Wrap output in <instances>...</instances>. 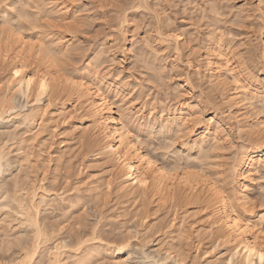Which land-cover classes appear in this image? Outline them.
I'll return each mask as SVG.
<instances>
[{
  "label": "rangeland",
  "instance_id": "rangeland-1",
  "mask_svg": "<svg viewBox=\"0 0 264 264\" xmlns=\"http://www.w3.org/2000/svg\"><path fill=\"white\" fill-rule=\"evenodd\" d=\"M39 1L3 0L0 3L1 34L7 24L3 20L8 18L13 25L22 23L25 27L21 31L33 43L50 42L56 48H63L61 50L75 48L76 60H80L73 63H78V66L74 64L78 69L90 59L95 62L100 55L96 61L104 63L101 69L109 77L115 74L117 77L119 73L117 80L125 83L122 92L115 96V100L119 99L117 105L125 106L121 109L125 110V118L149 125V128L145 125L148 136L144 132L141 136L149 150L169 164L191 166L194 163L190 169L196 171H200L203 164L202 168L212 173L210 176L216 174L214 170H223L228 174L229 193L237 197L236 180L230 167L240 147L255 138L237 129L236 107L223 99L219 89L205 82L201 61L207 57L205 53L211 45L219 47L224 58L248 61L242 57L244 52L243 56H252L253 60L249 61L255 66L254 79L261 78L264 0H145L141 6L135 5L138 0ZM170 32L180 34L184 42L180 41L182 43L175 47L173 39L166 36ZM248 48L255 50L249 49L250 53ZM32 64H27L28 69H32ZM178 75L189 76V84L178 81ZM9 78V68L4 66L0 69V150L5 154L0 166V264L6 261L15 264L23 246L32 241V228L25 223V216H21L16 198L24 199V191L30 190L31 184L40 178L44 179L42 183L50 193L58 194L54 197L56 201H51L48 208L42 205L40 212V220L52 233H48L46 243L50 246L59 241L64 248L66 246V254H63L64 257L69 255L65 257L66 264H124L129 257L135 264H228L230 247L211 234L209 219L204 214L206 210H201L197 204L175 207L173 200H165L168 205L165 206L164 199L152 202L147 196L141 195L142 199L125 195L116 186L111 168H101L97 163H90V177L82 165L90 154L82 128L85 120L79 119L78 111L71 112L65 121L73 120L81 125L80 129L67 130L65 147L60 143L63 135L58 133L59 126L72 108L67 96L64 93L58 98L49 93L37 96L33 91L25 96L9 90ZM189 95L193 116L201 120L197 126L207 120L211 126L218 125V141L206 138L203 143L201 140L197 143L198 130L190 135L184 126L180 129L181 126L173 123L167 128L162 124L167 119L160 117L161 109L175 107L177 101ZM258 98L257 95L247 107L252 117L264 126V99ZM64 103L66 108L62 110ZM9 106L14 109L7 110ZM57 109L62 113L59 111L61 114L54 119L52 115ZM33 114L37 116L32 121ZM51 151H55L52 158ZM91 179L97 188L88 186ZM245 192L247 202L242 210L249 209L246 213L257 225L254 228L264 227L260 221L264 215L261 208L264 205V166L255 173V179ZM205 227L208 230H204ZM120 242L128 245L122 253L117 251ZM172 246L174 249L170 248ZM176 252L179 259H184L179 260ZM41 259L40 264L46 261L44 252ZM234 261L233 264H238Z\"/></svg>",
  "mask_w": 264,
  "mask_h": 264
},
{
  "label": "bare ground",
  "instance_id": "bare-ground-1",
  "mask_svg": "<svg viewBox=\"0 0 264 264\" xmlns=\"http://www.w3.org/2000/svg\"><path fill=\"white\" fill-rule=\"evenodd\" d=\"M38 1L39 0H37V2ZM144 1L145 0H138L135 5H140V3L143 4ZM43 3L45 2L43 1ZM25 16L28 15L26 14ZM8 21H10L8 18L3 20L4 24H8H6L3 29V35L1 34L2 31H0V69L4 66L9 68V90L11 88L15 92H19L25 96L31 91L35 92L37 96L44 93H49V96L57 98L60 95L62 96L63 93L67 96L68 100L71 101L69 102L70 105L69 103L68 105L72 108L66 113L67 116L62 118V125L59 126L58 133L63 135L60 139V143L65 147L66 138L64 134L67 130L71 131V129L74 130L75 127L79 128V126H81H78V123L73 120L69 122L65 121L66 118H70L69 115L71 112L78 111L80 115L79 119L81 121L83 119L85 120V123H82V128L87 134L82 132L81 135L83 134L82 136H84V133L86 135L84 137L86 138L85 140H87V144H89L88 151L90 154V158L85 164L81 162L83 169L89 172L88 170L91 169L92 166L90 163L92 162L97 163L101 168H111L112 173H109L113 174L115 178L114 181H117L116 186L119 187L123 194L132 196V198H137L142 195L143 197L147 196L148 199L150 197L152 202H158L159 200L162 202L164 199L163 202L166 203L165 200L167 202H172L173 200L174 202L172 203H174L175 207L187 204H191V206L193 204L199 205L201 210H206L204 214H206L209 219L208 224L212 229L211 234L216 238L215 240L221 241L222 244H225V246L227 245L226 247H230L231 256L229 259H234L238 264H249L248 253L245 252V249L249 251L255 249L256 254L252 257V261L253 264H260L258 253L261 249H264V227L259 225L260 227L254 228V226L257 225L252 223L249 217L250 215L247 214L249 209L247 208L248 211L247 209L244 211L242 210V206L245 207L244 203L247 202L246 188L255 179V173L264 166V126L261 124V121L255 120L254 117H252L248 109V103H250L251 100H256L257 95L260 100L264 99V72L261 73V78L254 79L252 73L255 66L253 67L251 63L253 60L251 59L252 56L249 54L243 56L244 52L242 53V57L246 58L243 59L248 61H243L241 59L234 60L226 57L227 55L225 56L226 58H224L220 55L222 53L218 50L219 47L211 45L212 47L209 46L210 48L206 50L207 52L205 51L207 57H203L202 61L200 59L203 71L202 75L204 76L205 82L219 89L223 99L229 102L231 107H236L237 129L240 130V132L250 135L252 139L255 138L254 141L250 139L249 144L240 147L238 157L233 161L232 167H230L231 174L236 180L238 190V195L235 197L229 193V188L226 187L229 182L227 180L228 174L225 175L226 173H224L223 170L220 169L217 170V172L214 170L217 175L212 171L214 176H210L209 173H212L202 168L204 167L203 164L202 166L200 165L201 168L199 167L200 171H196L190 169L194 163L191 164V166H187L188 164L185 166L182 164L176 165V162L174 164H169L164 161L165 159H159L156 154L149 150L141 138L142 133H145V127L148 126L149 128V125L136 121L134 123L130 117H128V119L127 117L125 118V110H121L125 108V106L121 108L118 106L119 103L117 105L119 99L118 101L115 100L118 94L122 92L125 83L123 84V80H117L119 73L117 77L115 73V77L114 75L109 77L108 73L101 69V63L103 62L96 61L99 60L97 58L100 55L94 59L95 62H90V59L78 69L75 67V65L78 66V63H73V61H77L75 48L61 50L63 48H56L53 42H51L53 43L52 45L50 42L49 44H46L47 42L42 44L43 42L41 41L33 43V41H29L27 35L21 31L24 26L21 25L22 23L13 25V23ZM172 33L170 32V34L166 36L171 37L169 39H173L174 43H176L175 47H177L178 44L182 43L180 41H183V38H181L182 36L178 33ZM249 49L252 48H248V51H251ZM241 51H239V53ZM250 53H252V51ZM260 55L262 57V63L264 64V48ZM249 59L251 61H249ZM79 60L80 59H78V61ZM29 62L33 63L32 69H28L27 67ZM144 63L148 62L144 61ZM79 64H81V62H79ZM144 65L146 66V64ZM151 65H153L152 62ZM71 66L75 68H71ZM146 67L151 68L149 65ZM76 68L79 71H77ZM17 71L20 73L19 76L15 75ZM188 77L189 76L182 78L178 75L177 80L183 81L184 83L182 84L184 85H188ZM29 80H31V83H29ZM231 81L234 84H232ZM186 94L188 95V92H186ZM244 99L249 102H242ZM122 100L123 99L120 101ZM190 101L191 96L189 95L187 99L177 101V106L175 107L168 106L162 108L160 117L167 119L163 120L164 123L162 122V124H165L167 128L171 127L173 123L177 124V126L179 125V127L181 126L180 129H183L184 126V129L186 128L189 134L198 130L195 137V142L197 143L201 141L203 143L206 138L218 141L219 131L216 128L218 125L216 127L211 126L210 120H207L203 124L197 126L201 120L193 116L194 111L191 109L192 105ZM126 106L128 107V105ZM64 108H66L65 103L60 109L63 110ZM13 109L14 106L7 107V110ZM56 111H58V109L55 110V114L53 113V117L51 116L54 119L55 117L58 118L62 113L61 110H59L61 113ZM233 112L232 114L235 113ZM35 115L36 114L32 115V121ZM168 118L170 120H168ZM58 125H60V123L57 124V126ZM82 128L80 131H82ZM162 129L163 128H161V130ZM146 133L145 135L148 136ZM195 145L197 144L195 143ZM54 153L55 151H51V158ZM57 156L60 155L57 153ZM4 157V151L0 150V166ZM90 172L88 173L89 176L92 175V172ZM43 180V178H40L35 184H31L30 190L27 189L24 191V199L15 197L18 206L22 210L21 216H25V223L31 226L33 232L32 241L30 244L23 246L21 249L22 253L19 256L17 255V260L14 262L15 264H40L43 252L46 257V261H44L45 264H66L65 259L69 256H65L66 258L63 256V254H66V246L64 248V245H62L63 243L61 244L59 241L53 242V245L47 246L48 243L46 242L51 232L49 233V230H46L45 225L47 224L44 225V222L42 223L43 220H40V212L42 205L45 207L50 205L49 203H51V201H56L54 197H57L58 194L50 193V190L42 183ZM91 180L88 182V186L90 188H97V186L93 184V180ZM49 188H51V185ZM143 197L142 199H144ZM161 202H159V206L162 204ZM166 205L167 203L165 206ZM144 213H146V211ZM260 221L264 223V215H261ZM203 228L202 226V229ZM204 230L208 229L206 228ZM174 238H172V240ZM171 245L174 246L176 244ZM117 246V251L122 253L125 246L128 245L127 242H124V244L120 242V245L118 244ZM173 246L170 248L174 249ZM77 249L79 251V248ZM77 249H74V251ZM172 249L169 250L173 251ZM237 249H239V252H237ZM181 251L177 252L180 254ZM75 254H73L74 257ZM171 256L173 257V254ZM179 256L180 255H178V259ZM117 259L119 260L122 258L118 257ZM180 259L184 258L181 257ZM44 262L42 264H44ZM174 262L179 263V261L176 260ZM3 264H11V262L9 263L6 261ZM114 264H118V262Z\"/></svg>",
  "mask_w": 264,
  "mask_h": 264
},
{
  "label": "snow or ice",
  "instance_id": "snow-or-ice-1",
  "mask_svg": "<svg viewBox=\"0 0 264 264\" xmlns=\"http://www.w3.org/2000/svg\"><path fill=\"white\" fill-rule=\"evenodd\" d=\"M0 3H3V0H0ZM15 75L19 76V71H17ZM29 83H31V80H29ZM261 208L264 209V205H261ZM237 252H239V249H237ZM245 252L248 253L249 264H253L252 257L256 254V250L252 249L251 251H249L248 249H245ZM258 255L260 264H264V249H261ZM124 264H135V260L132 257H129V259L124 262ZM228 264H233V261L231 259H228Z\"/></svg>",
  "mask_w": 264,
  "mask_h": 264
}]
</instances>
